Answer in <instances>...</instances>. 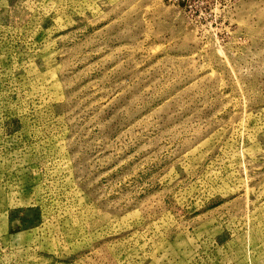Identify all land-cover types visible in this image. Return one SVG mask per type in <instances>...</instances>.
Returning a JSON list of instances; mask_svg holds the SVG:
<instances>
[{
	"label": "rangeland",
	"instance_id": "obj_1",
	"mask_svg": "<svg viewBox=\"0 0 264 264\" xmlns=\"http://www.w3.org/2000/svg\"><path fill=\"white\" fill-rule=\"evenodd\" d=\"M0 264H264V0H0Z\"/></svg>",
	"mask_w": 264,
	"mask_h": 264
}]
</instances>
